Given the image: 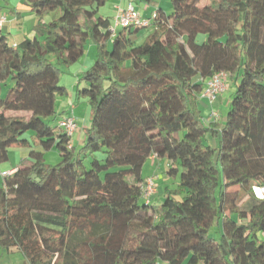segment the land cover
<instances>
[{
	"label": "trees",
	"instance_id": "trees-1",
	"mask_svg": "<svg viewBox=\"0 0 264 264\" xmlns=\"http://www.w3.org/2000/svg\"><path fill=\"white\" fill-rule=\"evenodd\" d=\"M26 1L35 37L13 45L0 30V84L13 82L0 99V163L10 147L30 148L0 185V247L28 264H264V198L253 194L264 187V0H168L147 27L120 28L112 50L99 16L109 0ZM89 41L97 54L77 99L91 123L77 150L57 99ZM220 73L238 80L235 97L224 126L207 127L199 96ZM53 148L60 162L49 165ZM152 156L169 176L181 170L160 205L141 204Z\"/></svg>",
	"mask_w": 264,
	"mask_h": 264
},
{
	"label": "crops",
	"instance_id": "crops-1",
	"mask_svg": "<svg viewBox=\"0 0 264 264\" xmlns=\"http://www.w3.org/2000/svg\"><path fill=\"white\" fill-rule=\"evenodd\" d=\"M129 4H132L136 8V10L140 12V14L147 20L151 19L158 9L168 11L170 6L168 0H160V3L157 7L146 4L141 0H109L108 4L100 9L99 16L108 18L111 22V28H113V21H115L117 15L123 9H126ZM3 18H5V22L3 23V27L0 30L3 34L8 36V41L11 44L19 45L23 40L32 39L35 37V25L37 22V18L31 11V8L28 6L26 0H0V19ZM118 31L119 28L115 29L114 33L111 34V39H114ZM146 36L143 32L140 33L136 39L137 43H140L144 37L146 38ZM108 46L110 49L111 41L108 43ZM86 50V55L81 60L80 65H77L69 70V72H67L68 75L66 74L67 78H64L65 80L62 79L63 84L68 89V94L66 95L67 98H61L57 102V109L59 110V114L57 115L60 119L66 117H74L77 119L78 127L72 137L73 140L71 142V146H73L74 148H76L77 145L84 143V140L86 138L85 132L86 129L90 126L91 119L90 108L86 100L82 98L77 99L78 75H81L87 68L90 67V65L94 63L97 54L96 47L92 41L88 42ZM1 95L0 99L2 98ZM5 96H7V93L5 94ZM8 115L30 116L29 113L25 112H11L8 113ZM28 153L30 154V148L27 145L13 146L9 148L8 158L0 163V185L3 184L5 175L14 173L18 167L22 166L25 163H28ZM47 157L52 158L53 161L49 165H56L60 162V155L56 148L45 152V161L47 160ZM151 159L154 161L160 160L161 162H163L160 165V168L162 169L164 167V164H168L165 163L164 160L158 159L155 156H152ZM155 192H157V190ZM155 195L156 194L154 193L151 198L155 199ZM4 252L5 251L3 250L2 255L4 254ZM12 253L20 255V251L18 250H14L12 251ZM25 260L22 264H28L27 260L26 262ZM162 264L167 263L164 262Z\"/></svg>",
	"mask_w": 264,
	"mask_h": 264
},
{
	"label": "rangeland",
	"instance_id": "rangeland-1",
	"mask_svg": "<svg viewBox=\"0 0 264 264\" xmlns=\"http://www.w3.org/2000/svg\"><path fill=\"white\" fill-rule=\"evenodd\" d=\"M207 4H209V1L204 0L201 3V7H204ZM169 5H170L169 6V9H170L171 4L169 3ZM142 17L145 18L144 16H142ZM113 23H114V21H113ZM143 33L145 34V36L148 35L147 31H144ZM144 38H143V40H144ZM110 41H111L110 50H112L113 39H111ZM54 62H55V59H54ZM63 72H64V70H63ZM66 73H67V71H66ZM66 73H64L62 75V77H61L62 79L67 78ZM223 82H224L225 90L221 94H219L216 98L212 99V97H206V96H204V94L199 96V109H200L201 114H202L203 122H204L205 126H207V127H209V125L215 121L219 122L220 127L224 126L228 112H229L231 105H232V101L235 97V86H236V82H238V80L235 78H231L228 75L226 78L223 79ZM12 86H13L12 80H9L6 84H0V95L3 94V95H1L2 98H4L5 94L8 92V89ZM205 88H206V86H205ZM61 98L65 99V98H67V96H59L57 100L59 101ZM58 112H59V110L57 109V114H59ZM214 113H216L217 115L214 116ZM48 122L51 125L55 124V122L52 119H50ZM90 123H91V121H90ZM72 140H73V138H71V142H72ZM204 143L206 145L211 146L214 149L219 148V140L217 137H215L212 134V132H208L206 134V136L204 138ZM83 144L81 143V144L77 145L76 149L77 150L81 149L83 147ZM217 154H218V150H217ZM28 155H29V153H28ZM51 162H53L52 158L47 157L46 163L51 164ZM164 162L167 163L165 160H164ZM161 163H163V162H161L160 160L154 161L150 158L143 168V171H142L143 178L145 180H147L148 178L153 177L155 179L154 183H155V189L157 190V192H155V194H156L155 199H152L151 197L149 199L146 197H143V199L141 200V204H144L147 202H148L147 204L151 203L154 205L162 204V202L165 199L166 190L176 189L179 182H180L181 170L179 171V173L175 177L169 176L167 174L168 164H166V165L164 164V167L162 169V168H160ZM218 198H219V194H218ZM247 200H248V197L244 198L241 203H244ZM218 221H215V223L213 224V226L211 227V229L209 231L210 237L214 238L215 240H220L221 234H222V220H218ZM2 251H3V249L0 247V264H22L24 262V260L26 259L21 252H20V255H16L13 253L8 254V252L5 251L4 254L2 255ZM25 262H26V260H25ZM162 263H164V262L160 261L158 264H162ZM185 264H187V263H185Z\"/></svg>",
	"mask_w": 264,
	"mask_h": 264
},
{
	"label": "built area",
	"instance_id": "built-area-1",
	"mask_svg": "<svg viewBox=\"0 0 264 264\" xmlns=\"http://www.w3.org/2000/svg\"><path fill=\"white\" fill-rule=\"evenodd\" d=\"M155 17V14L154 16ZM152 17V18H153ZM5 22V18L0 19V29L3 27V23ZM149 25V20L143 18L136 10V8L129 4L126 9H123L115 18L114 27L111 28V32L114 33L117 28H131V27H147ZM228 75L226 73L217 74L215 77L206 81V89L204 90V96L212 97V99L216 98L219 94H221L225 90L223 79ZM217 114L214 113V116ZM216 118V117H215ZM60 129L64 130L70 137H73L74 133L77 130L78 124L77 119L74 117H66L63 118L59 123ZM155 179L148 178L142 184V192L143 196L146 198H150L156 191L155 189ZM254 197L257 199L264 198V187H254L253 188Z\"/></svg>",
	"mask_w": 264,
	"mask_h": 264
}]
</instances>
